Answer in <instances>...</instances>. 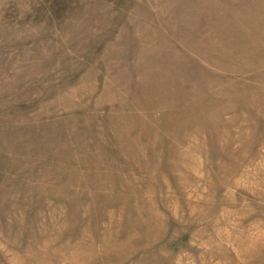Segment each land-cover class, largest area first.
<instances>
[{
  "label": "rangeland",
  "instance_id": "374dc122",
  "mask_svg": "<svg viewBox=\"0 0 264 264\" xmlns=\"http://www.w3.org/2000/svg\"><path fill=\"white\" fill-rule=\"evenodd\" d=\"M0 264H264V0H0Z\"/></svg>",
  "mask_w": 264,
  "mask_h": 264
}]
</instances>
